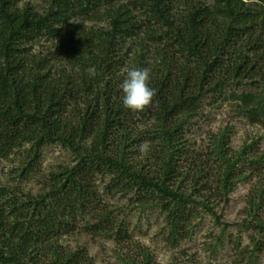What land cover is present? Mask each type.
Masks as SVG:
<instances>
[{
    "label": "trees",
    "instance_id": "trees-1",
    "mask_svg": "<svg viewBox=\"0 0 264 264\" xmlns=\"http://www.w3.org/2000/svg\"><path fill=\"white\" fill-rule=\"evenodd\" d=\"M21 2L0 0V161L18 155L20 184L40 172L46 146H61L73 163L44 177L38 195L0 185V264H92L86 250L60 244L76 233L129 243L98 177L109 179L107 195L155 201L173 239L198 209L220 222L211 193L221 199L262 161L251 145L231 152L230 130L209 136L203 153L187 136L207 106L264 127V0H45L42 11ZM132 67L148 68L155 89L141 112L122 104ZM197 162V178L186 180ZM262 193L249 196L246 228L264 234ZM141 254L127 264H149Z\"/></svg>",
    "mask_w": 264,
    "mask_h": 264
},
{
    "label": "rangeland",
    "instance_id": "rangeland-1",
    "mask_svg": "<svg viewBox=\"0 0 264 264\" xmlns=\"http://www.w3.org/2000/svg\"><path fill=\"white\" fill-rule=\"evenodd\" d=\"M27 5L42 11L46 2L22 0L20 3L21 7ZM205 109L206 117L187 136L188 148L201 150L203 153L209 144V136L227 129L230 130L231 152L237 153L244 146L251 145L250 155L262 161L258 167L242 169L240 179L221 199L211 193L214 214L220 218V222L215 216L198 209L197 217L185 225L183 236L178 235L173 239L168 213L155 201L149 204L137 202L138 197L133 193L107 195L103 191L109 179L98 177L96 184L100 194L107 208L113 211V216L127 229L129 243L117 244L108 236L76 233L64 237L60 244L69 250H86L92 264L140 263L145 260L141 252L146 255V260L149 259V264H264V234L246 228L253 221V217L248 215L249 196L258 189L263 191L264 196V127L249 125L229 108L211 109L207 106ZM17 157L15 155L8 161H0V185L15 187L19 184L25 194L30 192L32 195L41 193L44 177L60 166L73 163L71 154L61 146H46L42 151L40 172L30 181L20 184L17 177ZM201 168L200 162H197L194 168L188 169L186 180L196 179V172L201 171ZM216 168L215 164H210L204 170L212 180L209 183L213 189L214 176L218 171ZM205 180L204 175L197 179L201 183ZM186 182L183 183V190L189 193V184ZM263 216L264 205L259 212V217ZM243 226L245 227L241 228Z\"/></svg>",
    "mask_w": 264,
    "mask_h": 264
},
{
    "label": "clouds",
    "instance_id": "clouds-1",
    "mask_svg": "<svg viewBox=\"0 0 264 264\" xmlns=\"http://www.w3.org/2000/svg\"><path fill=\"white\" fill-rule=\"evenodd\" d=\"M78 67V66H77ZM87 74L93 78L97 74L95 66L87 68ZM151 75L148 68L132 67L119 85L122 92L123 106L133 112H141L148 107L155 96V89L150 86ZM147 145H142L145 150Z\"/></svg>",
    "mask_w": 264,
    "mask_h": 264
}]
</instances>
